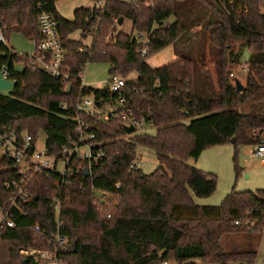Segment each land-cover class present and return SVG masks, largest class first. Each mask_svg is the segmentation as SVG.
Listing matches in <instances>:
<instances>
[{
  "label": "trees",
  "instance_id": "obj_1",
  "mask_svg": "<svg viewBox=\"0 0 264 264\" xmlns=\"http://www.w3.org/2000/svg\"><path fill=\"white\" fill-rule=\"evenodd\" d=\"M184 1L193 10L183 11ZM56 2L0 0V30L5 39L15 31L38 39V13L45 10L56 16L66 51L64 69L71 77L68 83L56 80L34 65L33 57L19 55L2 43L0 72L6 69L15 85L8 94L0 92V131L18 136L27 132L34 141L43 131L48 153L59 154L67 138L75 135L78 118L89 120L77 113L75 103L79 74L96 61L107 62L110 74L129 77L125 87L129 104L156 125L155 134L131 132L127 137L121 120L107 125L90 120L105 156L90 175L73 172L67 177L70 185L64 195L69 200L61 212L62 233L69 239L64 253L67 264H162L166 260L183 264L196 259L253 264L264 232V189L233 188L220 205H199L194 198L211 196L218 179L188 160L198 159L214 146L232 143L238 151L259 143L254 131L264 132V112H240L236 107L264 96V0H107L104 10L77 8L73 20L59 14ZM121 17L131 20L133 29L147 33L150 42L116 33L114 21L119 23ZM199 24L218 51V93L196 79L197 61L177 47ZM77 31L83 33L81 38L93 36L85 52L80 50L81 39L69 38ZM237 40L244 41L250 52L245 63L241 60L244 46L233 49ZM170 46L177 60L152 68L148 59ZM144 48L148 53L143 56ZM244 65L248 66L246 85L238 91L237 78L231 74ZM133 73L137 77H130ZM92 90L107 98L116 96L108 90ZM138 146L157 153L159 165L149 174L130 168ZM72 165L84 163L74 159ZM240 172L237 166V176ZM22 176L14 161L0 152V204L10 195L7 182ZM57 179L50 172L29 178L31 200L15 216L16 226L0 231V264H39L20 250L51 248L56 218L50 196L59 192ZM95 190L110 195L107 206ZM37 224L45 235L35 230Z\"/></svg>",
  "mask_w": 264,
  "mask_h": 264
},
{
  "label": "built area",
  "instance_id": "obj_2",
  "mask_svg": "<svg viewBox=\"0 0 264 264\" xmlns=\"http://www.w3.org/2000/svg\"><path fill=\"white\" fill-rule=\"evenodd\" d=\"M106 3L107 0H98L94 2L91 8L104 10ZM37 28L39 37L38 39L32 38L36 44V50L31 55L34 59V65L51 75L54 79L68 83L71 77L64 69L66 51L62 44L58 19L53 13L42 10L37 15ZM131 37L143 44L150 42L148 34L145 32L137 31L131 34ZM2 43L6 44V39L3 31L0 30V45ZM92 44L93 38L91 44H86L80 50L85 52L91 48ZM141 53L143 56L146 55L148 53L147 48H144ZM84 69L79 74L81 85L75 107L78 114H83L89 120L86 121L78 118L75 135L67 138L59 154H49L46 145L40 149L38 141H34V138L27 132H23L21 136H18L12 131H0L1 154L11 158L23 174L20 179H13L7 182L10 195L5 202L0 204V231L5 228L15 227V216L18 213H23L25 205L31 200L28 180L32 175L50 172L58 176L56 186L59 192L54 196H50L56 218V228L53 234L54 243L50 249L27 247L20 250V254L34 258L39 264H67L64 253L68 249L69 239L62 233L63 222L61 220L62 206L69 200L64 195V190L70 185V180L67 177L73 172L78 174L85 172L90 175L94 167L100 165L105 156L101 143L96 141L97 131L94 128V122L107 125L111 120H121L127 128L130 126L134 127L132 133H143L147 132L148 129H156L153 119L144 113H138L129 104L127 94L125 93L129 77H124L120 73H113L110 74L105 86L94 88L85 83ZM243 70L247 72L248 66L245 65ZM1 72L5 79L12 80L6 69ZM134 74H131L130 77H137ZM231 76L234 77V74H231ZM12 81L15 83L14 80ZM92 89L99 91L108 90L111 94L116 95L115 99L98 95ZM132 133L128 132L127 137H131ZM258 137L259 143L251 151L250 157L258 158L264 163V136L259 135ZM74 159L83 162L84 166L79 165L77 168H74L72 165V160ZM140 164L141 155L138 146L130 168L132 170L141 169ZM95 193L102 197L105 196L101 190H95ZM235 223L239 224V221ZM35 230L40 232L41 235L46 234L39 224L35 226ZM162 264H174V262L166 260Z\"/></svg>",
  "mask_w": 264,
  "mask_h": 264
},
{
  "label": "rangeland",
  "instance_id": "obj_3",
  "mask_svg": "<svg viewBox=\"0 0 264 264\" xmlns=\"http://www.w3.org/2000/svg\"><path fill=\"white\" fill-rule=\"evenodd\" d=\"M98 0H57L56 7L61 16L68 20L74 19V11L80 7L93 6L94 2ZM121 1H132V0H121ZM148 5V4H147ZM190 4L183 2V11L189 10ZM195 13L198 9L194 10ZM194 13V14H195ZM193 14H189L192 16ZM125 20V19H124ZM123 25H119L117 21H114L113 30L118 32H124L127 34H134L137 30L133 29L132 21L126 19L123 21ZM82 32L77 31L73 33V37L78 38V40L83 41V46L92 43L91 36L82 37ZM109 37L106 38L108 41ZM77 40V39H76ZM91 42V43H90ZM6 43L12 47L15 52L19 55L31 56L36 50L35 41L31 38L25 36L22 32L15 31L7 39ZM245 42L242 40H237L233 42L234 50L237 51L240 47L244 46L243 56L241 60L245 63L249 57L250 52L245 48ZM170 46L163 51L153 55L147 61L149 65L155 66L156 63L161 60L164 56H169L172 54L174 47ZM178 50L182 53L193 57L197 61V66L195 70V77L198 81H203L208 85L211 92L218 93L219 89V68L215 63V59L218 58V51L215 46H213L209 39V32L205 31V28L201 24L193 27L190 32H188L187 37L184 41H181L177 45ZM175 53V50H174ZM199 61V62H198ZM245 67H235L232 72L234 77L237 78L242 85H246V75L247 72L243 70ZM19 70L22 69V65H17ZM85 83L89 86L97 88L100 86H105L106 81L110 77V65L104 61H96L89 63L84 69ZM137 74H134V76ZM232 77V78H234ZM231 79V76H230ZM4 94H8V91H0ZM240 112H264V96H261L249 103H244L236 107ZM149 133L155 134L156 129H148ZM256 136H264V132L260 130L254 131ZM46 145V135L43 131L39 133L38 146L40 149L44 148ZM256 148V145H246L239 148L238 151L232 143H227L224 145L214 146L205 150L198 159L190 158L188 163L194 165L206 172H211L217 175L218 184L216 191L209 197L198 198L195 197V201L199 205L203 206H218L220 205L227 194H229L233 188L236 191H257L264 189V163H262L258 158H251L250 153ZM139 152L141 155L140 168L146 174L153 172L159 165L157 159V153L149 148L139 146ZM241 168L239 176L236 174V167ZM98 200L104 205L109 204L110 195L101 196L96 194ZM257 242L258 256L253 264H264V232L261 237H259ZM174 264H179L173 261ZM183 264H215L207 263L201 260H191ZM230 264H239L237 262H231Z\"/></svg>",
  "mask_w": 264,
  "mask_h": 264
},
{
  "label": "water",
  "instance_id": "obj_4",
  "mask_svg": "<svg viewBox=\"0 0 264 264\" xmlns=\"http://www.w3.org/2000/svg\"><path fill=\"white\" fill-rule=\"evenodd\" d=\"M123 21H124V18L121 17L120 20H119V25H122ZM235 83H236L238 91H243L244 90V86L242 85V83L238 79L236 80ZM14 85H15V83L12 80L5 79L3 77V73L0 72V91H8V90L12 89L14 87ZM127 131L129 133L133 132L134 131V127H132V126L128 127ZM87 175H88V173H87Z\"/></svg>",
  "mask_w": 264,
  "mask_h": 264
},
{
  "label": "crops",
  "instance_id": "obj_5",
  "mask_svg": "<svg viewBox=\"0 0 264 264\" xmlns=\"http://www.w3.org/2000/svg\"><path fill=\"white\" fill-rule=\"evenodd\" d=\"M90 8L92 7V6H89ZM89 7H85V8H89ZM57 8V7H56ZM125 21V20H124ZM123 24H124V22H123ZM122 24V25H123ZM70 39H78V38H75V37H73V34H71L70 35V37H69ZM173 48V47H172ZM163 51V50H162ZM169 56H164L161 60H159L157 63H156V65L155 66H151L152 68H159V67H162V66H164V65H167V64H169V63H172V62H174L175 60H177V58H178V56L174 53V50H173V53L172 54H168ZM154 57V56H153ZM150 60V59H149ZM148 60V61H149ZM149 64V63H148ZM203 170V169H202ZM204 171V170H203Z\"/></svg>",
  "mask_w": 264,
  "mask_h": 264
}]
</instances>
